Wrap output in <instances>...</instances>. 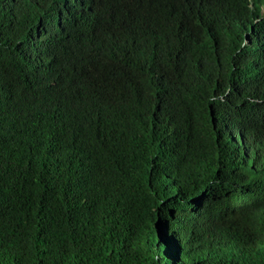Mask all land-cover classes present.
<instances>
[{
    "label": "trees",
    "instance_id": "obj_1",
    "mask_svg": "<svg viewBox=\"0 0 264 264\" xmlns=\"http://www.w3.org/2000/svg\"><path fill=\"white\" fill-rule=\"evenodd\" d=\"M0 264H264V0H0Z\"/></svg>",
    "mask_w": 264,
    "mask_h": 264
}]
</instances>
